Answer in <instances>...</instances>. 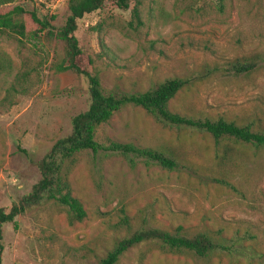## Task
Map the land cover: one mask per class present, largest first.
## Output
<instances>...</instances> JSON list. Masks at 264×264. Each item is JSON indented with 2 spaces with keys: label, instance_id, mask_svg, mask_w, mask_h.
Instances as JSON below:
<instances>
[{
  "label": "rangeland",
  "instance_id": "374dc122",
  "mask_svg": "<svg viewBox=\"0 0 264 264\" xmlns=\"http://www.w3.org/2000/svg\"><path fill=\"white\" fill-rule=\"evenodd\" d=\"M138 0L120 10L114 0L78 25L74 36L88 70L105 92H144L172 78L190 81L169 103L172 113L193 119H224L264 129V0H143L142 25L129 24ZM68 0H13L52 16L54 29L68 16ZM4 9V8H3ZM56 54V56L54 55ZM62 54L58 42L18 43L0 36V103L26 63L35 72L25 94L0 104V209L8 213L39 181L37 163L71 132V119L87 110V82L51 68ZM5 63V64H6ZM250 63L237 75L234 65ZM97 140L172 151L178 169L164 170L122 157L102 159L98 173L81 158L69 182L86 211L70 224L64 209L48 203L2 226L1 264H96L127 216L136 226L185 235L219 233L225 250L202 261L163 254L149 243L128 251L118 264H264V154L253 146L221 162L210 136L155 121L142 109L125 107L101 127ZM221 181L222 183H219Z\"/></svg>",
  "mask_w": 264,
  "mask_h": 264
},
{
  "label": "trees",
  "instance_id": "16d2710c",
  "mask_svg": "<svg viewBox=\"0 0 264 264\" xmlns=\"http://www.w3.org/2000/svg\"><path fill=\"white\" fill-rule=\"evenodd\" d=\"M223 0H219L222 3ZM13 0H0V36H11L18 43L39 41L40 35L48 42H58L62 54L53 61L55 73L71 71L87 82L89 105L86 111L71 119V132L57 140L46 155L37 163L40 173L39 181L31 192L13 205L8 213L0 209V264L3 247L2 226L12 224L16 228L15 218L42 205L53 203L62 207L70 224L82 222L87 214L79 199L72 195L69 177L81 158L89 160L90 171L98 173L102 159L109 156L122 157L130 166L138 161L154 164L164 170L178 169V161L172 151L161 147L152 149L135 146L130 143H118L107 140L100 143L97 135L101 127L125 107L142 109L155 121L169 127L188 129L205 133L212 139L216 148V158L221 162L233 161L235 153L245 155L243 148L253 146L264 154V129L253 131L250 125H238L224 119L201 120L181 116L169 110V103L187 88L190 81L185 78L167 79L147 91L134 94H117L105 92L98 74L88 70L90 59L84 57L78 41L74 36L79 23L87 16L103 8V0H68V16L64 25L54 29L52 16H39L37 11H26L20 6L6 9ZM120 10H128L129 0H114ZM143 0H138L131 11L130 26L136 29L142 25L139 7ZM4 8V9H3ZM56 56V54H54ZM6 63V62H5ZM0 59V75L9 73V65ZM252 65H234L237 75L251 71ZM28 64L16 74L13 83L6 89L1 105L8 103L13 95L25 94L31 85L32 73ZM222 183L221 181H218ZM118 238L111 248L99 258L96 264H118L119 260L131 249L149 243L163 254L183 255L202 261L209 260L225 250L224 239L219 233L205 230L185 235L182 230L169 232L153 227L136 226L134 231L131 220L124 216L118 226Z\"/></svg>",
  "mask_w": 264,
  "mask_h": 264
}]
</instances>
